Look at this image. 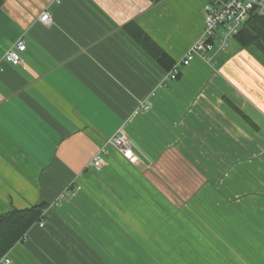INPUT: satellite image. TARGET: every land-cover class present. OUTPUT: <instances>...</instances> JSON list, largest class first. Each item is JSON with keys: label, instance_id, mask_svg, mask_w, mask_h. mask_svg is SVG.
Returning a JSON list of instances; mask_svg holds the SVG:
<instances>
[{"label": "crops", "instance_id": "obj_1", "mask_svg": "<svg viewBox=\"0 0 264 264\" xmlns=\"http://www.w3.org/2000/svg\"><path fill=\"white\" fill-rule=\"evenodd\" d=\"M203 4L3 1L0 60L20 38L26 49L20 64L0 61V214L47 205L44 224L33 225L7 253L14 264H112L95 258L98 250L104 255L113 250L107 177L134 173L142 177L137 196L141 191L159 198L163 191L175 202L166 191L181 192L182 198L189 191L170 181L177 168L203 176L194 194L216 193L214 214L200 230L223 248L221 241L228 238L231 250H204L203 256H214L219 264H264V59L239 46L220 56L217 68L196 57L177 79L161 84L201 36ZM45 9L50 24L38 20ZM128 24L167 55L169 69L130 35ZM120 129L138 161L129 163L109 147L102 165L91 167L99 147ZM192 195L183 201L191 202ZM123 205L116 250H128ZM96 208L103 212L96 217L107 224L102 236L91 232L89 212ZM135 219L142 232L132 241L141 253L134 262L126 254L119 264L181 262L175 250L141 246L151 230L143 231L142 211ZM212 220L216 225L210 228ZM143 250L158 262L144 261Z\"/></svg>", "mask_w": 264, "mask_h": 264}, {"label": "rangeland", "instance_id": "obj_2", "mask_svg": "<svg viewBox=\"0 0 264 264\" xmlns=\"http://www.w3.org/2000/svg\"><path fill=\"white\" fill-rule=\"evenodd\" d=\"M237 48H239L238 43L235 41V39L231 38L225 50L213 56L212 66L217 68L219 66L217 61L219 60L220 56L224 55L225 52L226 55L232 54ZM249 48L251 50L254 49L253 47V49L251 47ZM255 53L258 54L257 52ZM258 55L260 58H262L260 54ZM206 64L208 65L209 63ZM208 66L211 65L209 64ZM175 174L176 175L171 174V177L169 176L170 181L175 182V185L182 184L183 187L189 189V191L186 192V198L193 193V200L191 202L185 203L183 199L186 198L181 197V192L171 193L166 191L170 198H173L175 202L167 201L166 199L168 198L163 195V191L159 192V198L151 196L149 194L150 192L147 193L141 191L138 192L137 196L136 191L139 189L137 186L142 182V177L137 178L134 173H128L127 175L122 176L109 175L107 177L105 180L108 185L106 192H109L111 197L106 199L105 208H108L111 211L110 226L113 236L111 239V243L113 242V250L111 251V254L106 255L103 254L102 250H98V252L96 251L95 258L97 259V262L103 263L105 258V262L119 264L120 262H126L121 261V258L126 254L128 262L135 261L137 254L141 253V249L137 248V245L134 244L132 238H135L136 234L139 235L142 232L141 228L136 224L135 216L137 212L140 213L142 211L144 218H146L144 221L143 231H146V228L151 231L146 235V241H142L144 245L142 244L141 246L147 248L148 250H175L177 260H181V262L179 261L175 264H205L203 260L209 263L212 262V264H219L216 260V257L211 256L210 258L212 259H210L209 257L203 256V252L204 250H224L226 247L229 248V243L228 241L226 242L228 238H225L224 240L221 239V242H223L222 244L224 245L223 248L221 244L215 245L213 241L214 239H210L205 232L200 230L201 227H205L207 224H209V216H213L214 214L215 200L217 199L216 193L215 191L201 190L194 194V190L203 183L202 175H189L187 173L183 174L180 173L179 168L176 169ZM163 177H166V174ZM161 178L162 177H160V179ZM136 199H143L145 206L140 208L142 206L140 204L141 201ZM123 203H127L128 206V222L125 223V229H128V232L126 230L128 235L126 249L128 250H116L115 245L118 243V239H116L115 236H118L119 233L118 217L121 210L120 206H122L124 209ZM101 213L103 212L96 208V211H94L93 214L92 211H90L89 215L91 214L92 216L91 232L95 235L102 236L104 234L103 227H106L105 229L107 231V224L102 223V220L96 217ZM137 218L140 217L137 216ZM212 221L213 222H211L209 225L210 228L211 226L214 227L216 225L214 223L215 221ZM89 223L91 222L89 221ZM98 225L101 227L99 231L95 229V226ZM210 236L216 238V236ZM216 246L221 247L217 248ZM227 250L231 249L229 248ZM143 251L144 261L158 262L157 260H152L149 258L146 250ZM222 259L223 258H221V261ZM160 263L162 262L160 261Z\"/></svg>", "mask_w": 264, "mask_h": 264}, {"label": "built area", "instance_id": "obj_3", "mask_svg": "<svg viewBox=\"0 0 264 264\" xmlns=\"http://www.w3.org/2000/svg\"><path fill=\"white\" fill-rule=\"evenodd\" d=\"M204 24L201 36L187 49L184 56L166 73L161 84L176 78L181 69L189 66L196 57H201L206 63H212L215 54L224 51L229 40L237 33L242 23L250 14H264V0H204ZM43 24H50V13L43 10L38 16ZM26 49L25 42L20 38L3 53L1 60L12 64L22 62L21 53ZM0 60V61H1ZM1 69V68H0ZM109 147H115L129 162L136 163L138 155L134 151L127 135L121 129L107 138L99 147L90 161V166L99 168ZM39 226L43 221L37 222ZM0 264H14L7 254L0 258Z\"/></svg>", "mask_w": 264, "mask_h": 264}, {"label": "trees", "instance_id": "obj_4", "mask_svg": "<svg viewBox=\"0 0 264 264\" xmlns=\"http://www.w3.org/2000/svg\"><path fill=\"white\" fill-rule=\"evenodd\" d=\"M3 1L0 0V6ZM127 26L130 35L153 58L167 69L172 66V61L167 55L141 29L133 24H128ZM233 39H235L241 48L253 47L264 59V14H250L242 23L237 33L234 34ZM178 77L179 73L175 79ZM226 101L229 102L227 99ZM46 208L47 205L39 202L25 208H11L0 214V258L7 254L16 243L25 240L29 229L35 223L44 219Z\"/></svg>", "mask_w": 264, "mask_h": 264}, {"label": "bare ground", "instance_id": "obj_5", "mask_svg": "<svg viewBox=\"0 0 264 264\" xmlns=\"http://www.w3.org/2000/svg\"><path fill=\"white\" fill-rule=\"evenodd\" d=\"M43 214V213H42Z\"/></svg>", "mask_w": 264, "mask_h": 264}]
</instances>
